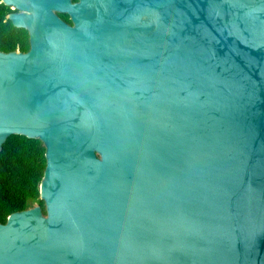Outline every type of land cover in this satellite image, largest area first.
Here are the masks:
<instances>
[{
    "label": "water",
    "instance_id": "1",
    "mask_svg": "<svg viewBox=\"0 0 264 264\" xmlns=\"http://www.w3.org/2000/svg\"><path fill=\"white\" fill-rule=\"evenodd\" d=\"M0 1V150L44 148L0 264H264V0Z\"/></svg>",
    "mask_w": 264,
    "mask_h": 264
},
{
    "label": "trees",
    "instance_id": "2",
    "mask_svg": "<svg viewBox=\"0 0 264 264\" xmlns=\"http://www.w3.org/2000/svg\"><path fill=\"white\" fill-rule=\"evenodd\" d=\"M76 1V0H74ZM14 11L0 1V51L26 52L29 36L24 28L13 26L7 15ZM68 23V14L58 13ZM44 167V148L37 138L10 135L0 150V222L16 211L39 205L44 213L43 200L37 197V184Z\"/></svg>",
    "mask_w": 264,
    "mask_h": 264
}]
</instances>
